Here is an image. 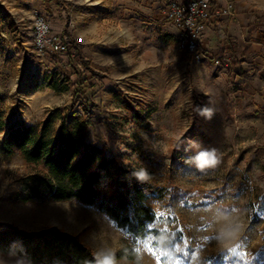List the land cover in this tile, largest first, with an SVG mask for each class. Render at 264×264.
<instances>
[{"label":"rangeland","instance_id":"rangeland-1","mask_svg":"<svg viewBox=\"0 0 264 264\" xmlns=\"http://www.w3.org/2000/svg\"><path fill=\"white\" fill-rule=\"evenodd\" d=\"M174 1L0 0L2 119L13 126L42 121L48 111L73 104L72 83L85 77L96 86L98 104L88 141L165 191L164 200L151 204L150 232L132 239L77 202H13L32 167L0 152V223L78 235L94 255L127 247L140 264H264V49H249L241 75L215 65L202 49L194 60L161 14ZM247 1L264 14V0ZM41 17L52 35L74 39L77 53L39 51L34 31ZM257 29L264 33V24ZM56 67L74 73L58 91L45 79ZM204 108L211 118L201 115ZM212 148L219 163L195 167L191 157ZM0 264L23 263L0 256Z\"/></svg>","mask_w":264,"mask_h":264},{"label":"trees","instance_id":"trees-1","mask_svg":"<svg viewBox=\"0 0 264 264\" xmlns=\"http://www.w3.org/2000/svg\"><path fill=\"white\" fill-rule=\"evenodd\" d=\"M74 43H65L67 56L72 51L77 53ZM79 58L84 69L97 76L88 62ZM73 74H62L56 67L46 73L45 79L58 91L59 84L69 82ZM72 87L73 104L48 111L38 123L13 126L0 116L1 154L19 156L32 167V172L20 179L11 200L19 204L77 202L107 217L132 239L143 238L155 220L151 204L164 200L165 191L145 176L140 179L136 169L88 141L87 130L93 126V112L98 108L94 102L96 86L76 75ZM76 101L78 109L74 107ZM132 153L137 158L146 157L135 150ZM112 253L116 261L140 264L136 253L127 247ZM0 256H13L23 264H95L94 253L78 235L54 227L25 231L0 223Z\"/></svg>","mask_w":264,"mask_h":264},{"label":"built area","instance_id":"built-area-1","mask_svg":"<svg viewBox=\"0 0 264 264\" xmlns=\"http://www.w3.org/2000/svg\"><path fill=\"white\" fill-rule=\"evenodd\" d=\"M164 17L180 31V48L186 50L194 60L201 58L202 36L210 23L216 24L222 19L229 18L234 14L233 0H185L174 1L167 5ZM47 22L41 17L35 23V43L39 51H49L54 54H66V38L47 34L40 36L38 42L37 24ZM217 66L228 68L232 62L231 56L211 59Z\"/></svg>","mask_w":264,"mask_h":264},{"label":"crops","instance_id":"crops-1","mask_svg":"<svg viewBox=\"0 0 264 264\" xmlns=\"http://www.w3.org/2000/svg\"><path fill=\"white\" fill-rule=\"evenodd\" d=\"M233 3V16L216 24L210 23L206 28L202 36L201 49L206 52L204 56L208 59L231 56L232 62L235 63L231 62L229 68L238 70L241 75V70L246 68L245 60L249 49L254 46L264 49V33H261V29L257 31V28L264 24V14L257 11V8L251 6L247 0H233ZM165 9L166 7L161 12L163 17ZM227 38H231L234 45L227 41ZM74 45L76 46L75 43Z\"/></svg>","mask_w":264,"mask_h":264},{"label":"clouds","instance_id":"clouds-1","mask_svg":"<svg viewBox=\"0 0 264 264\" xmlns=\"http://www.w3.org/2000/svg\"><path fill=\"white\" fill-rule=\"evenodd\" d=\"M37 27H38V32L40 33V35L38 36V42H39L40 36L47 34L48 26L41 21L38 22ZM201 115H204L207 118H211L212 111L211 109L204 108L201 112ZM191 162L195 165V167L201 170L206 168H213L219 163L217 150L215 148L202 149L191 157ZM138 177L140 179H143L144 174L141 173L138 175ZM95 264H116L115 254L106 251L98 252L95 255Z\"/></svg>","mask_w":264,"mask_h":264}]
</instances>
